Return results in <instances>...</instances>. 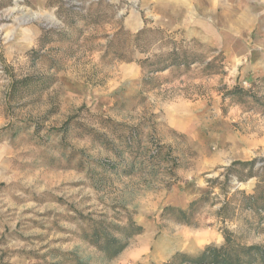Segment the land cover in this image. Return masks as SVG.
<instances>
[{
  "label": "rangeland",
  "instance_id": "374dc122",
  "mask_svg": "<svg viewBox=\"0 0 264 264\" xmlns=\"http://www.w3.org/2000/svg\"><path fill=\"white\" fill-rule=\"evenodd\" d=\"M198 3L215 21L205 36L189 25ZM120 27L195 39L224 54L227 74L194 67L147 81L136 63L106 56ZM262 77L264 0H0V264H164L222 246L224 229L264 247V211L235 195H254L264 179V109L221 95ZM254 160L231 176L227 210L219 185L196 227L159 221L167 206L188 209L209 180L224 183V167ZM250 171L259 177L239 182ZM129 218L143 234L107 260L92 229Z\"/></svg>",
  "mask_w": 264,
  "mask_h": 264
},
{
  "label": "trees",
  "instance_id": "16d2710c",
  "mask_svg": "<svg viewBox=\"0 0 264 264\" xmlns=\"http://www.w3.org/2000/svg\"><path fill=\"white\" fill-rule=\"evenodd\" d=\"M177 32L170 33L158 27H145L137 34L132 35L123 27L108 37L106 56H113L124 63H136L144 71L147 81H153L165 72H171L176 78L189 75L194 67H198L204 77L211 78L227 74L225 56L217 53L195 39L177 40ZM208 51V52H206ZM208 53V55H206ZM161 83L157 84V88ZM222 104L242 106L253 110L254 107L264 109V77L257 79L249 89L235 85L231 89L226 88L222 93ZM132 137L127 143H131ZM162 149L156 148L151 159L158 160ZM257 160L252 162H233L229 167H224L226 173L224 183L220 184V178L208 181V192L198 200L192 202L188 209L184 210L175 206H167L160 215V222L171 220L177 225L196 227L197 209L206 202L213 191L222 185L225 192L224 205L221 210H227L231 206L228 200L227 188L231 184V176L236 168L252 169ZM264 171V165L262 166ZM236 175V174H235ZM243 181L256 176L252 171L246 176H238ZM264 179H261L254 195L247 196L244 192H235V195L243 196L248 205L258 211H264ZM226 189V190H225ZM120 237L115 236V232ZM144 232L142 226L129 218L125 227L121 228L109 224L106 227L95 226L89 235L90 244L101 252L107 260H114L129 246L135 236ZM224 244L220 247L210 245L204 248L198 255L192 256L182 252L175 253L164 264H264V247L252 245L243 246L236 241L235 235L227 229L223 231ZM77 264H82L77 262ZM155 264V263H153Z\"/></svg>",
  "mask_w": 264,
  "mask_h": 264
},
{
  "label": "crops",
  "instance_id": "0c3cea01",
  "mask_svg": "<svg viewBox=\"0 0 264 264\" xmlns=\"http://www.w3.org/2000/svg\"><path fill=\"white\" fill-rule=\"evenodd\" d=\"M200 1V0H199ZM194 14H196L195 15V17H194V20H193V22H191V23H189V25L191 26V28L193 29V31L195 32V31H197V33H199V34H206V31H207V29L209 30V32H211V29L210 28H207V25L210 23H212V24H214V20H213V18H210L209 19V21H207V19H206V10H205V8H204V5L202 4V5H200L199 3L197 4V6H196V11H194ZM154 18H155V20L157 21V22H164V23H166L167 25H169L170 24V20L167 18V19H165V21L163 20V19H161L160 17H155L154 16ZM208 22V23H207ZM209 24V25H210ZM213 29V28H212ZM238 29V28H237ZM240 29V28H239ZM205 36V35H204ZM195 236V235H194ZM200 236H206V235H204V234H202V235H199V236H195V237H200Z\"/></svg>",
  "mask_w": 264,
  "mask_h": 264
}]
</instances>
